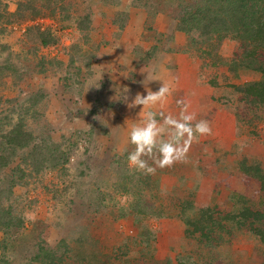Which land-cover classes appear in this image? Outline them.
I'll return each instance as SVG.
<instances>
[{
  "label": "rangeland",
  "instance_id": "1",
  "mask_svg": "<svg viewBox=\"0 0 264 264\" xmlns=\"http://www.w3.org/2000/svg\"><path fill=\"white\" fill-rule=\"evenodd\" d=\"M217 1L0 0V122L11 116L14 123L23 115L30 145L57 146L67 157L64 166L34 168L23 161L29 148L2 170L4 186L25 174L12 203L31 235L4 240L0 231V258L8 264H235L239 256L238 264H252L250 258L259 255L264 262L256 230L264 227L256 216L264 214V183L260 199L227 211L225 203L209 207L196 201L199 184L163 182L165 176L185 178L179 167L157 169L145 181L147 175L128 166L123 112L110 103L118 96L103 98L123 91L104 80L96 61L105 23L123 30L137 8L152 34L155 19L163 16L169 31L182 33L186 50L201 61L219 104L237 118L245 143L243 170L264 175V105L247 91L264 81V42H254L255 28L248 31L234 15L250 19L258 1ZM188 17L197 25H183L182 32ZM46 31L53 43L42 46L39 34ZM23 103L24 110L17 108ZM137 201L149 212L136 216L131 204ZM245 210L252 216L233 222ZM195 230L200 236L212 231L217 245L190 238ZM40 246L55 257L38 256Z\"/></svg>",
  "mask_w": 264,
  "mask_h": 264
},
{
  "label": "crops",
  "instance_id": "2",
  "mask_svg": "<svg viewBox=\"0 0 264 264\" xmlns=\"http://www.w3.org/2000/svg\"><path fill=\"white\" fill-rule=\"evenodd\" d=\"M131 14L123 30L112 21L104 24V45L97 50L96 60L99 64L98 71L103 72L104 80L118 84V88L123 91L122 95L105 93L103 98H107V95L118 96L111 99L110 103L115 107L120 105L117 110L123 112L125 130L122 136L125 137V145L130 147V152L133 151L129 133L134 125L141 123L139 113L142 110V106L130 109L128 104L137 94L146 96L148 88L157 91L162 86V81L167 82L173 91L162 109L165 114L178 117L180 106L176 101L183 99L190 102L189 111L196 115L197 121L210 122L212 134L197 137L190 147L187 161L171 167L182 169L181 175L185 178L171 179L165 176L162 178L163 182L173 183L172 186L183 183L199 184L196 201L202 200L209 207H215V201L218 204L225 203L227 211H233L234 208L239 210L244 201L253 203L260 199L261 182L243 170L245 155L241 149L245 147V143L237 131V118L219 104L218 90L206 78L201 61L186 50L184 35L169 31L163 16L155 19L153 29L156 31H151L150 34L145 26L147 17L142 19L143 15L137 8H133ZM143 68L144 74L141 73ZM146 76L153 81L148 83ZM144 81L148 83L147 86ZM101 90L104 93L106 87L102 86ZM160 119L157 116V120ZM259 150L261 151L260 148ZM217 207L220 208L219 205ZM244 248L249 249V246ZM238 257L233 256L235 264H238ZM259 258V255H255L250 258V262L264 264Z\"/></svg>",
  "mask_w": 264,
  "mask_h": 264
},
{
  "label": "trees",
  "instance_id": "3",
  "mask_svg": "<svg viewBox=\"0 0 264 264\" xmlns=\"http://www.w3.org/2000/svg\"><path fill=\"white\" fill-rule=\"evenodd\" d=\"M240 1L248 3V0H240ZM254 1H258V3L256 5V10L254 12H251L250 19H247L244 13L241 14L240 17L236 16L235 13L234 15L237 18V20L239 19V22H238L239 25L241 26H244L246 24L249 25L247 29L248 31L253 32V28H255L254 29L255 34H253L254 38L252 40L254 42L255 40H259V43H260V42H264V0H254ZM217 2L219 3V0ZM227 12L228 13H226V15L230 13V11H227ZM33 13L35 14L36 17L39 15V13L36 10H33ZM196 20L199 21V19H196ZM189 24L193 26L197 25L196 22H194V20L191 17H188L187 19L183 21V23H181L180 25L181 31L182 32L186 31V29L182 26L189 25ZM51 33L52 32L50 31H46L44 33L39 34V42L41 43L42 46H48L51 43H53ZM251 56L253 57L252 54H250V57ZM5 69L7 68L5 67ZM247 91L249 94L253 95L259 103L264 105V81L252 83L248 87ZM33 98L37 99L38 94L32 97V99ZM31 106H34V105L32 104ZM18 107L19 109L24 110V107L26 106L23 103L21 105H18L17 108ZM19 117L20 119H17V121H15L14 123H13L11 116L5 117L0 122V174L4 168L9 167L13 162L16 161V159L18 158L17 156H19V152L21 150L29 149V148L30 149L28 151V154L23 158V161L25 163L31 164L34 168L37 165H40L41 166L40 168L43 169L44 167H47L50 164H51L50 166L53 167L57 165V162H58V165L64 166V163L67 162V157L64 155V153L58 150L56 145H55L56 147L53 150L50 148H47L46 144L30 145L32 143L31 133L25 130L27 123L23 115L19 114ZM16 171L18 172L21 171L22 173H24L21 167H17ZM135 173L138 174L139 172L135 171ZM249 174L253 175L259 181L264 183V175L260 174L259 171L255 172V174H252L251 172H249ZM24 175L25 174H22L17 179L13 178L8 186H4V182H1V176H0V231L4 235V240H13V238L15 237L14 235H17L19 233H21L22 235L27 234L28 236L29 233L31 232L29 226L26 225L25 223V218L23 217V214L20 213L18 210H16L15 212L14 211L15 208L13 207V203H12L13 202V199H12L13 192L12 191L15 188V186H18L21 184V181L25 178ZM151 179H152V175H147V177L144 178V180L148 182H151ZM184 201L185 203L183 204H185V206H188L191 203V201L187 199ZM140 203L141 202L137 201L136 206L134 208H133V203L131 204L132 210H133L132 212L136 216L137 215L140 216V214L145 215L144 213L149 212L148 208L142 207ZM175 207H179V206L175 205ZM17 212L19 214H17ZM248 214L252 216V214L249 213V210L240 211L239 213L234 215L235 220L233 222H235L236 220H238L239 222V220L243 219L245 216L248 217L247 216ZM122 215L125 217L126 213ZM256 216L258 219H262L264 221V214H257ZM256 230H257L258 236L261 238L260 240L264 242V227L263 229L258 228ZM196 232L198 234L200 233L199 230H195V232H192V235H190V238H196L200 241L201 239H203L205 241L203 244L212 246V248H214L213 245H217L215 244V239H213L212 231H206L204 233H201V236L197 235ZM1 242L2 241H0V245L2 244ZM40 242L41 244L43 243L42 240ZM51 254H52V250L48 249L47 247L40 246V250L37 255L38 256L44 255L46 256L48 260H50L51 258L55 257L54 255L52 256ZM2 257L0 258V264H8L7 260L4 257L3 258ZM209 264H212V263H209Z\"/></svg>",
  "mask_w": 264,
  "mask_h": 264
},
{
  "label": "clouds",
  "instance_id": "4",
  "mask_svg": "<svg viewBox=\"0 0 264 264\" xmlns=\"http://www.w3.org/2000/svg\"><path fill=\"white\" fill-rule=\"evenodd\" d=\"M141 73L144 74V68ZM146 80L148 83L153 81L147 76ZM172 91L169 83L162 81V86L157 91L148 88L146 96L137 94L128 104L130 109L142 106L139 113L141 123L134 125L129 133L130 143L134 146L128 155L130 169L154 175L157 169L171 168L176 163L186 162L190 147L197 137L212 134L210 122L197 121L196 115L189 111L190 102L183 99L176 101L180 106L178 117L165 114L162 109ZM157 108L161 110H152ZM157 116L161 118L160 121ZM149 160L154 166L149 164Z\"/></svg>",
  "mask_w": 264,
  "mask_h": 264
}]
</instances>
